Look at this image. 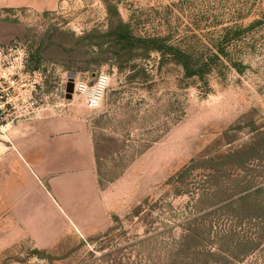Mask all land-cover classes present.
I'll list each match as a JSON object with an SVG mask.
<instances>
[{"label":"rangeland","instance_id":"rangeland-1","mask_svg":"<svg viewBox=\"0 0 264 264\" xmlns=\"http://www.w3.org/2000/svg\"><path fill=\"white\" fill-rule=\"evenodd\" d=\"M6 2L38 109L0 129V264H264V0ZM102 72L101 107L68 96ZM47 111L87 120L93 173L23 160L12 129Z\"/></svg>","mask_w":264,"mask_h":264},{"label":"crops","instance_id":"crops-1","mask_svg":"<svg viewBox=\"0 0 264 264\" xmlns=\"http://www.w3.org/2000/svg\"><path fill=\"white\" fill-rule=\"evenodd\" d=\"M60 0H7V8L27 7L37 11L55 10ZM15 146L23 160L51 185L54 173L62 176L93 173L96 155L87 120L40 112L12 129ZM83 177V176H81ZM40 180V182H41ZM45 187V182H43Z\"/></svg>","mask_w":264,"mask_h":264},{"label":"built area","instance_id":"built-area-1","mask_svg":"<svg viewBox=\"0 0 264 264\" xmlns=\"http://www.w3.org/2000/svg\"><path fill=\"white\" fill-rule=\"evenodd\" d=\"M28 60L29 51L24 45H14L7 49L0 47V129L14 120L31 117L38 109L33 99L38 81L27 74ZM22 75H28V81ZM109 83L110 76L103 72L91 82L75 80L74 94L83 99L87 108L98 109L104 101ZM15 89H18L15 93L16 100L14 95L9 97V93ZM21 104L23 106L18 108ZM10 115L13 118L7 121V116Z\"/></svg>","mask_w":264,"mask_h":264},{"label":"water","instance_id":"water-1","mask_svg":"<svg viewBox=\"0 0 264 264\" xmlns=\"http://www.w3.org/2000/svg\"><path fill=\"white\" fill-rule=\"evenodd\" d=\"M67 93L68 96H71V94L73 93V79L71 78L69 83L67 84Z\"/></svg>","mask_w":264,"mask_h":264},{"label":"trees","instance_id":"trees-1","mask_svg":"<svg viewBox=\"0 0 264 264\" xmlns=\"http://www.w3.org/2000/svg\"><path fill=\"white\" fill-rule=\"evenodd\" d=\"M263 202H264V200H263Z\"/></svg>","mask_w":264,"mask_h":264}]
</instances>
